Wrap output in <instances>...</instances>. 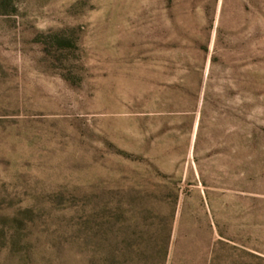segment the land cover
<instances>
[{
	"label": "rangeland",
	"instance_id": "1",
	"mask_svg": "<svg viewBox=\"0 0 264 264\" xmlns=\"http://www.w3.org/2000/svg\"><path fill=\"white\" fill-rule=\"evenodd\" d=\"M0 264H264V0H0Z\"/></svg>",
	"mask_w": 264,
	"mask_h": 264
}]
</instances>
